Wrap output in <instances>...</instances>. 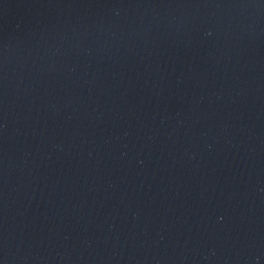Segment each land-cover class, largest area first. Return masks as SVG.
I'll use <instances>...</instances> for the list:
<instances>
[{"label": "water", "instance_id": "1", "mask_svg": "<svg viewBox=\"0 0 264 264\" xmlns=\"http://www.w3.org/2000/svg\"><path fill=\"white\" fill-rule=\"evenodd\" d=\"M0 264H264V0H0Z\"/></svg>", "mask_w": 264, "mask_h": 264}]
</instances>
